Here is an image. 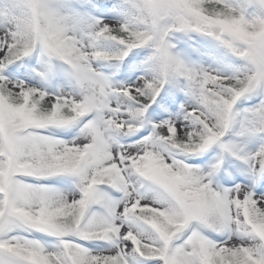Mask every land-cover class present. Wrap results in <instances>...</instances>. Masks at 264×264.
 Listing matches in <instances>:
<instances>
[{
	"label": "snow or ice",
	"instance_id": "6c2138e0",
	"mask_svg": "<svg viewBox=\"0 0 264 264\" xmlns=\"http://www.w3.org/2000/svg\"><path fill=\"white\" fill-rule=\"evenodd\" d=\"M0 264H264V0H0Z\"/></svg>",
	"mask_w": 264,
	"mask_h": 264
},
{
	"label": "trees",
	"instance_id": "16d2710c",
	"mask_svg": "<svg viewBox=\"0 0 264 264\" xmlns=\"http://www.w3.org/2000/svg\"><path fill=\"white\" fill-rule=\"evenodd\" d=\"M103 63V62H101ZM107 71V69H105ZM261 94L258 92L257 94L251 95V96H246V97H242L238 102L237 105L235 106V110L238 113V115L236 116L233 128L229 130L228 133H226V136L229 135V133L234 132V128L237 129L238 125H240L241 121H240V112L245 110L246 108L248 109V107L251 104H259L261 102ZM225 136V137H226ZM198 159V158H197Z\"/></svg>",
	"mask_w": 264,
	"mask_h": 264
},
{
	"label": "rangeland",
	"instance_id": "374dc122",
	"mask_svg": "<svg viewBox=\"0 0 264 264\" xmlns=\"http://www.w3.org/2000/svg\"><path fill=\"white\" fill-rule=\"evenodd\" d=\"M101 71H102V69H100ZM252 107H255V106H252ZM248 115V110L246 109V110H243V111H241L240 112V121H241V124L243 123V121H244V118L246 117ZM239 129H240V127H237V132H235V133H232L231 134V136L233 137V136H235L236 135V133H238L239 132ZM238 139H243V138H241V137H238Z\"/></svg>",
	"mask_w": 264,
	"mask_h": 264
}]
</instances>
